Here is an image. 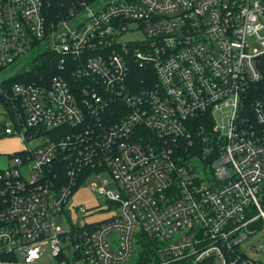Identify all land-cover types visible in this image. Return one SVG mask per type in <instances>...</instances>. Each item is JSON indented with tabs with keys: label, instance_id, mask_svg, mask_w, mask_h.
<instances>
[{
	"label": "built area",
	"instance_id": "1",
	"mask_svg": "<svg viewBox=\"0 0 264 264\" xmlns=\"http://www.w3.org/2000/svg\"><path fill=\"white\" fill-rule=\"evenodd\" d=\"M97 1L0 0V71L49 45L0 83V264H263L264 0ZM91 175L115 212L79 226Z\"/></svg>",
	"mask_w": 264,
	"mask_h": 264
},
{
	"label": "rangeland",
	"instance_id": "2",
	"mask_svg": "<svg viewBox=\"0 0 264 264\" xmlns=\"http://www.w3.org/2000/svg\"><path fill=\"white\" fill-rule=\"evenodd\" d=\"M106 0H98L96 4L91 5L93 10H97ZM76 22L70 21L69 26L74 27ZM264 34V29L261 31ZM141 33H137L135 35H124V39H132L141 37ZM248 43L252 48H260L259 43H257L254 37L248 38ZM48 43L42 42L38 46L33 47L29 54L16 59V61L11 64L9 67L0 71V83L6 78L16 76L19 73H24L25 71L31 70V63L34 59L43 51L48 49ZM7 118V114L5 113L3 107L0 106V125H2ZM29 144H33L30 142ZM24 143L17 138L13 137H0V168H5L9 163L7 160V156L11 153L22 148ZM195 165L199 167L197 161L194 162ZM103 179L91 175L87 180H85L73 193L71 200L74 205L85 207L86 213L83 215H73L72 219L76 220L79 226H82L84 223H97L101 220L109 217L113 212H115V207H113L109 202L105 200V198L99 194L95 188L102 185ZM108 187H111L109 185ZM94 188V189H93ZM71 211L74 212V208H71ZM55 222L62 229L67 228L66 219L63 215H57L55 217ZM74 222V221H73ZM255 231L243 242L242 251L245 255L250 257L253 260H261L264 264V227H261V224L257 222L255 224ZM116 239V235L113 234L110 237V241L114 242ZM111 243V242H110ZM142 250L141 246L137 247V251L134 255L126 262V264H135L138 259V251ZM46 255L48 256L47 252Z\"/></svg>",
	"mask_w": 264,
	"mask_h": 264
},
{
	"label": "trees",
	"instance_id": "3",
	"mask_svg": "<svg viewBox=\"0 0 264 264\" xmlns=\"http://www.w3.org/2000/svg\"><path fill=\"white\" fill-rule=\"evenodd\" d=\"M45 2H50L51 5H55L60 3V2H66L68 0H44ZM49 13V11H48ZM54 14V11H52V14ZM42 66L38 65V63L36 64L35 62L32 63L31 65V70L29 71H25L24 73L19 74L17 77H13L10 78V80L5 82V87H9L10 85H12L14 82H28L30 80H32V76L34 74L35 71H38L39 69H41ZM0 106L3 108L7 107V103H6V98L4 97V95L0 94ZM149 241H146L143 239V242H141V245L143 246V248H146L149 243ZM151 243V241H150Z\"/></svg>",
	"mask_w": 264,
	"mask_h": 264
},
{
	"label": "crops",
	"instance_id": "4",
	"mask_svg": "<svg viewBox=\"0 0 264 264\" xmlns=\"http://www.w3.org/2000/svg\"><path fill=\"white\" fill-rule=\"evenodd\" d=\"M14 138V137H13Z\"/></svg>",
	"mask_w": 264,
	"mask_h": 264
}]
</instances>
